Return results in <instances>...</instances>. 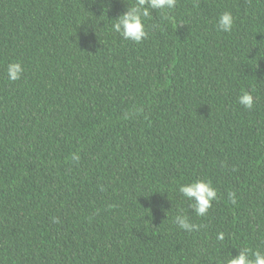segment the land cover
I'll list each match as a JSON object with an SVG mask.
<instances>
[{
	"label": "trees",
	"instance_id": "1",
	"mask_svg": "<svg viewBox=\"0 0 264 264\" xmlns=\"http://www.w3.org/2000/svg\"><path fill=\"white\" fill-rule=\"evenodd\" d=\"M126 7L0 0V264H217L264 251V0H177L150 10L139 44L111 27ZM200 178L218 197L203 217L178 192ZM180 209L199 230L173 222Z\"/></svg>",
	"mask_w": 264,
	"mask_h": 264
},
{
	"label": "clouds",
	"instance_id": "2",
	"mask_svg": "<svg viewBox=\"0 0 264 264\" xmlns=\"http://www.w3.org/2000/svg\"><path fill=\"white\" fill-rule=\"evenodd\" d=\"M126 3V9L113 19L114 22L111 27L125 40L139 44L148 36L145 18L150 17V10L159 9L165 11L174 9L177 5V0H126ZM234 22L232 13L224 11L217 20L218 30L226 33L231 32ZM5 71L8 80L17 81L21 79L24 69L19 61H10L6 65ZM237 102L246 109H251L255 103L253 92L242 89L237 97ZM73 159L78 160L79 156L74 154ZM178 192L189 201V207L195 215L200 217L207 215L208 210L212 207V202L218 198L216 187L207 178L181 183L178 186ZM228 198L233 204L236 203L234 192H229ZM178 212L179 214L173 217V222L180 229L187 232L199 230L201 226L191 222L189 216L182 209L178 210ZM217 239L223 240L224 233H218ZM217 264H264V251L254 250L245 246L235 255L230 254L227 260L218 261Z\"/></svg>",
	"mask_w": 264,
	"mask_h": 264
}]
</instances>
